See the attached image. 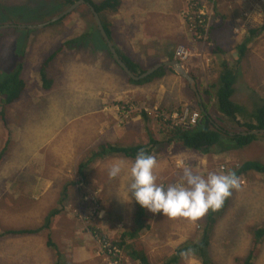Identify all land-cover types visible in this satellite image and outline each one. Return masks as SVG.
<instances>
[{
  "label": "rangeland",
  "instance_id": "rangeland-1",
  "mask_svg": "<svg viewBox=\"0 0 264 264\" xmlns=\"http://www.w3.org/2000/svg\"><path fill=\"white\" fill-rule=\"evenodd\" d=\"M198 1V12L212 18V3ZM67 6L65 0H0V25L39 24ZM194 6V0H123L120 12L110 17L112 39L120 43L114 45L143 69L162 61L164 46L173 59L178 46L187 48L189 55L180 61L196 77L208 114L224 130L239 132L243 127L216 109L214 89L210 88L211 95L202 92L216 77L217 65L212 60L217 57L192 36L186 15ZM217 6L228 19L216 39L229 48L225 57H236L230 49L248 28L264 22V0H216ZM89 13L82 4L58 22L40 28L0 29V76L24 56L25 80L22 96L4 113L6 122L0 118V152L5 151L0 160V233L41 226L47 212L58 205L62 185L79 180V164L99 142L145 144L146 154L156 160L155 182L165 187L186 186L185 168L206 177L210 172L227 173L247 160L264 165V133L243 147H218L207 155L165 143L164 120L178 122L179 116L173 113L187 106L198 112L186 80L168 70L150 82L131 84L116 62L100 51L104 48L100 41L94 51H63L47 68L52 85L43 89L40 64L60 42L85 29L91 21ZM234 88L232 99L247 111L264 97V33L250 44ZM142 111L149 120L142 118ZM237 118L243 122V117ZM149 136L157 142L150 143ZM133 160L116 154L88 167L85 181L72 188L49 229L29 236L0 235V264H53V250L46 245L48 234L66 264H138L123 252L110 253L100 235L113 240L133 227L135 204L126 191ZM116 162H123L122 171L110 178L108 169ZM237 178L239 188L231 190L225 211L212 229L210 254L215 264H264V240L261 248L252 250L253 229L264 222V173L250 171ZM145 214L148 228L137 240L152 264L170 256L184 241L196 240L206 219V212L195 220L147 209ZM250 250L257 253L248 262ZM182 264L200 261L185 255Z\"/></svg>",
  "mask_w": 264,
  "mask_h": 264
},
{
  "label": "trees",
  "instance_id": "trees-1",
  "mask_svg": "<svg viewBox=\"0 0 264 264\" xmlns=\"http://www.w3.org/2000/svg\"><path fill=\"white\" fill-rule=\"evenodd\" d=\"M73 1L74 0H65V3L70 5ZM86 1L93 5L100 17L105 32L107 33L108 37L113 40V27L110 21V17L118 12L122 5V0ZM194 1L196 2V6H194L191 12L186 15L190 30L192 32V36L198 42L206 45L207 50L211 54V56L214 55L215 57H217V60H212L217 65L216 77L204 90H202V92L205 95H211L212 92L210 88L212 87L214 89L215 106L219 113L225 115L227 118L237 123L238 126L243 128L239 132H234L233 135H231L230 132H227L223 128L216 127L214 120L208 114V103L203 100L201 102L197 101L195 98V94L190 91L193 99L195 100L198 109L197 111L199 112V117L196 120V123L193 125H184L175 122L171 118H168L163 122V124L165 125V131H161V134L165 139V143L167 144L177 143L183 148L191 149L192 151L207 155L212 153L214 151V148L218 147L223 150L231 147H243L249 144L251 141L255 140L260 133L242 135V131L264 129V97L259 98V103H257L255 107H253V109L250 111H247L242 104L232 99L235 90L234 86L238 76L240 75V64L248 57L250 44L263 35L264 22L257 26L248 28L241 40L236 44V46H234L233 49H230L232 52L235 51L234 55L236 57H225L224 54L229 50V48H225V46L221 45L218 39H216V36L218 35L217 31L226 26L228 16L219 12V10L217 9L218 6L216 7V0H207L208 2L212 3V18H209L208 15L199 13L198 8L201 7V4L198 0ZM99 41L100 45L101 43H103L104 45V48L100 51H105V54H108L109 57L113 60L107 48V45L100 36L91 16L90 23L86 25L85 29L78 36L60 42L56 46V48L53 49L42 61L38 70L42 88L45 90L50 89L52 85V79L48 76L47 68L49 69L51 63L60 54H62L63 51L68 49L81 50L84 48L94 51L95 46L97 45L96 42ZM116 50L122 60L134 74L139 75L147 69L141 68V66L137 62H134L128 56L123 55L117 48ZM172 54L167 53L166 59H172ZM23 58L24 56L19 60L18 64L15 65V67L6 75H4L3 77L0 76V118L3 121L5 120V111H7L10 105L20 99L25 89V80L22 77ZM168 70L173 71L170 66H161L144 78L135 80L126 76V79L131 84L141 85L143 83L150 82L156 78L164 76ZM192 77L196 80V77L194 75H192ZM253 91L258 95V92L256 90L253 89ZM258 97L260 96L258 95ZM180 110L181 109H179L178 111ZM192 110H194V108ZM141 115L145 121L149 120L145 112L142 111ZM237 116L243 117V122H239ZM149 140L152 144L157 142L152 136H149ZM7 143L8 142L5 143V149ZM146 147L147 146L145 144L140 142L127 145H119V143L110 141L99 142L98 144H96V146L90 149V152L79 164V180H77V182L85 181L87 172L86 169L88 167L90 168L97 160L104 157L106 158V156L108 157L110 155L116 154L123 157L135 159L138 152H148V150H146ZM4 152V150L0 152V160L2 159ZM230 171L234 172L237 177L250 171L264 173V165L256 160H247L239 165H236ZM77 182L67 180L62 185L60 190V198L57 202V204L61 207L59 208L58 205L52 207L45 215L44 223L41 226H38L36 228L23 229L11 228L3 231L2 233H0V235L29 236L39 234L42 230L49 229L52 219L61 212L65 200L69 199L71 190ZM229 197L230 195L224 199L222 205L218 209H209L206 212V216L204 217L206 218L205 223L202 224L201 232L199 233L196 240H187L179 244L174 248L173 253L170 256H168L158 264H182V260L185 255L195 256L196 259L200 261V264H215L210 254V238L215 223L225 211V208L229 202ZM134 204L135 216L134 220L132 221L133 227L122 230L118 235V238L113 240H110L109 238L107 239L105 235H100L102 236L103 242L108 244L109 249L116 247L120 252H123L132 260L137 261L138 264H152L149 261L146 252L140 246L139 240H137L140 232L143 229L148 228L145 209L137 204L135 200ZM263 240L264 222L262 223V225L253 229L252 250L254 251V249L256 248H261ZM46 245L51 250H53V264H66L65 260L62 259L63 254L54 243V241L50 238L49 234L47 236ZM252 250H250L248 252V255L246 256V260L248 262L256 257L255 255L257 252L254 253L252 252Z\"/></svg>",
  "mask_w": 264,
  "mask_h": 264
},
{
  "label": "clouds",
  "instance_id": "clouds-1",
  "mask_svg": "<svg viewBox=\"0 0 264 264\" xmlns=\"http://www.w3.org/2000/svg\"><path fill=\"white\" fill-rule=\"evenodd\" d=\"M156 160L143 151L137 153L128 168L130 181L126 191L142 208L168 217H185L192 220L202 216L209 209H218L231 190L238 189V178L234 172L208 173L206 177L194 174L185 168L184 185L171 184L167 187L155 182L153 169ZM123 162H116L108 169L110 178L122 171ZM129 201V200H126Z\"/></svg>",
  "mask_w": 264,
  "mask_h": 264
},
{
  "label": "water",
  "instance_id": "water-1",
  "mask_svg": "<svg viewBox=\"0 0 264 264\" xmlns=\"http://www.w3.org/2000/svg\"><path fill=\"white\" fill-rule=\"evenodd\" d=\"M82 4H85L88 7V10H89V12H90V14H91V16L93 18L94 24H95L100 36L102 37V39L106 43L107 48H108L113 60L116 62V64L123 70V72L128 77H130L132 79H135V80L141 79V78H144L147 75L151 74L154 70H156L157 68H159L161 66H170L176 74H178L180 77H182V78H184L186 80L189 88L195 94L196 99L199 102L201 101V96H200V94L198 92L196 80L188 73V71L185 69L183 63L180 60H178V59H173L172 58L170 60H166V61H163V62L155 63L154 65H152L151 67L147 68L144 72L140 73L139 75L134 74L129 69V67L126 65V63L122 60V58L120 57L119 53L117 52V50L115 48V45H114L113 41L108 37L107 33L105 32L97 11L93 7V5L90 4L86 0H74L69 6H67L59 14L54 15L49 20H46V21L41 22L39 24H35V25L4 24V25H0V29H4V28L36 29V28H40V27H43V26H45V25H47L49 23L58 21L59 19H61L65 15L71 13L76 7H78V6L82 5ZM258 133H264V129H253V130L242 131L241 132L242 135L258 134Z\"/></svg>",
  "mask_w": 264,
  "mask_h": 264
},
{
  "label": "built area",
  "instance_id": "built-area-1",
  "mask_svg": "<svg viewBox=\"0 0 264 264\" xmlns=\"http://www.w3.org/2000/svg\"><path fill=\"white\" fill-rule=\"evenodd\" d=\"M188 49L183 46H178L175 50V57L178 60H183L188 56ZM179 116L177 123L184 125H193L199 117V112L191 111L188 107L182 108L180 113H173V117ZM174 119V118H173ZM176 122V121H175ZM110 253L116 254L119 250L116 247L109 249L107 244H104Z\"/></svg>",
  "mask_w": 264,
  "mask_h": 264
},
{
  "label": "crops",
  "instance_id": "crops-1",
  "mask_svg": "<svg viewBox=\"0 0 264 264\" xmlns=\"http://www.w3.org/2000/svg\"><path fill=\"white\" fill-rule=\"evenodd\" d=\"M122 5H123V0H122ZM122 5H121V7H122ZM121 7H120V9H121ZM120 9L118 10V12L116 13V14H118L119 12H120ZM134 23V22H133ZM163 39V38H162ZM164 40V39H163ZM112 41H114L115 43L114 44H116V46L118 45V44H120L117 40H112ZM118 50H119V48L118 47H116ZM162 48V47H161ZM120 51V50H119ZM162 51H163V56H162V61L161 62H163V61H166V60H169V59H166V55H167V53H171V51H168L167 49H166V47L164 46V49L162 48ZM163 58L164 59H166V60H163ZM158 63V62H157ZM154 65V64H153ZM152 66V65H151ZM150 66V67H151ZM149 68V67H148ZM198 101V100H197ZM213 119V118H212ZM229 119V118H228ZM214 120V119H213ZM230 120V119H229ZM215 126L216 127H220L219 125H217L216 123H215ZM222 128V127H221ZM224 129V128H223ZM228 132V131H227ZM233 133L234 132H230V134L231 135H233Z\"/></svg>",
  "mask_w": 264,
  "mask_h": 264
},
{
  "label": "bare ground",
  "instance_id": "bare-ground-1",
  "mask_svg": "<svg viewBox=\"0 0 264 264\" xmlns=\"http://www.w3.org/2000/svg\"><path fill=\"white\" fill-rule=\"evenodd\" d=\"M255 9V8H254ZM84 30V29H83ZM79 57V56H78ZM160 60V59H159ZM93 64V63H92ZM96 66V65H95ZM159 107V106H158ZM45 121H46V119H45ZM4 128V127H3ZM4 137V136H3ZM5 138V137H4ZM95 151V150H94ZM71 259V258H70Z\"/></svg>",
  "mask_w": 264,
  "mask_h": 264
}]
</instances>
